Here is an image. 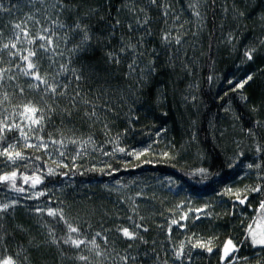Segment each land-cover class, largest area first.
Returning <instances> with one entry per match:
<instances>
[{
    "label": "trees",
    "instance_id": "16d2710c",
    "mask_svg": "<svg viewBox=\"0 0 264 264\" xmlns=\"http://www.w3.org/2000/svg\"><path fill=\"white\" fill-rule=\"evenodd\" d=\"M0 4V259L264 264V0Z\"/></svg>",
    "mask_w": 264,
    "mask_h": 264
},
{
    "label": "snow or ice",
    "instance_id": "6c2138e0",
    "mask_svg": "<svg viewBox=\"0 0 264 264\" xmlns=\"http://www.w3.org/2000/svg\"><path fill=\"white\" fill-rule=\"evenodd\" d=\"M152 2L155 3V0H152ZM2 9H3V4H0V10H2ZM197 15H199V13H197ZM16 27H17V28H20V25L17 24ZM77 27L79 28L80 26L77 25ZM21 30L23 31V29H21ZM81 31H83V37H82V39H81V46H82V45L86 44V43L89 41L90 36H89L88 32H87L85 29H81ZM39 38H40L41 40L48 39V38L45 37V36H40ZM30 42H31V41H30ZM50 43H51V40H49V44H50ZM4 47L7 48L8 45L5 44ZM12 47H15V44H13ZM40 47L43 48L44 45L41 44ZM34 55H35V52H29V55H28V56H24V57H22L23 60L28 61L27 69L25 70V74H26V75L30 74L28 70H30V69H34V68H35V64H33V63L29 60V56H34ZM109 55H111V54H109ZM246 55H247L248 59H251V58H252L250 52L246 53ZM35 79H37V80H40V79H41V77L39 76V74H35ZM77 79H79V77H77ZM248 79H251V77L249 76ZM246 82H247V81H245V83H246ZM239 86H240V87H243V84H241V85H239ZM51 90H52L53 92H55L56 89L53 87ZM37 111H39V110L36 109L35 107L28 106V105L25 106V112H30V113H32V114H35ZM29 119L32 120V123H33V124H37V125H38V124L40 123V119H42V117H41L40 119H34V118H32V117L30 116ZM15 127H16L17 129H19L20 126H19V125H15ZM6 129L9 130V131L11 130V128H9L7 124H4L3 122H0V139H3V133L5 132ZM21 135H23V136L25 137V139H27V134H26V133L21 132ZM119 151L123 152L124 149L121 148V149H119ZM145 151H147V149H145ZM129 154L131 155V154H133V153H129ZM142 154H143V152H141V153H135V155H137V157H138L139 155H142ZM0 155L7 156V158H8L9 160L13 161V162L15 161V159H24V156L22 155V153H20V152H10V151H8L7 149H6L4 152H0ZM165 155H167V154H165ZM259 166H260V165H256V167H259ZM248 167H249V168H252L253 165L249 164ZM201 171H203V170H201ZM16 175H17V173H16L15 171H13L11 174H6V175H4V176H0V181H14L15 178H16ZM29 179H31V178H29V177H24L25 182H28ZM36 182H39V181H38V178L34 181L33 186H35V183H36ZM13 187H15L14 184H13ZM15 190H16L17 192H21V191H23L22 188H15ZM229 191H230V190H229ZM251 191H254V192H260L261 189H260L259 187H256V188L251 189ZM236 198L239 200V202H240L241 204L245 203V201H246V199H247L246 196L242 199V198L240 197V195H237ZM8 207H9L8 204L0 205V212H2V211H6V210L8 209ZM259 208H260L261 212L264 213V200L261 201V203H260V205H259ZM48 214L51 215V216H56V215H57V213H56L55 211H52V210H50ZM261 219H264V216H262ZM173 223H177V221H173ZM68 230H69V232H77V231H78V229L72 227L71 224L68 225ZM247 231H248V236L245 237V238H246V239H249V238H250V240H251V244H252V245H259V246L264 247V230H262V231H260V232H257V231H255V230L252 228L251 225H249ZM122 233H123V235H124L125 237H127V238H129V239H134V238H135V234H134L133 232H130L127 228L122 229ZM97 235H99V234H97ZM64 242H65V243H69V242H70V243H72L75 247H80V245L84 243L83 240H73V239H71V237H69V239H68V240H65ZM91 243H92L93 245H95V240H93ZM193 246H194V247H205V248L207 249V251H209V252L212 251V248H211V247H208L206 244H204V243H202V242H197V244H195V245H193ZM182 247H183V246H181V248H182ZM236 250H237L236 245L232 244V241H231V240L227 241V243H226V245H225V247H224L225 257H227V256L229 255L230 251L234 252V251H236ZM98 255H99V253H98ZM177 255H178V257H179L180 255H182V251H181V253H178ZM79 258H80L81 260H86V259H87V257H85V256H81V257H79ZM0 264H16V261L13 259V257L8 256V257H5V258L0 259Z\"/></svg>",
    "mask_w": 264,
    "mask_h": 264
},
{
    "label": "water",
    "instance_id": "95a60500",
    "mask_svg": "<svg viewBox=\"0 0 264 264\" xmlns=\"http://www.w3.org/2000/svg\"><path fill=\"white\" fill-rule=\"evenodd\" d=\"M234 252H235V251H234ZM234 252L230 251L229 255H228L226 258L231 257V256L234 254ZM224 256H225V253H224Z\"/></svg>",
    "mask_w": 264,
    "mask_h": 264
},
{
    "label": "rangeland",
    "instance_id": "374dc122",
    "mask_svg": "<svg viewBox=\"0 0 264 264\" xmlns=\"http://www.w3.org/2000/svg\"><path fill=\"white\" fill-rule=\"evenodd\" d=\"M254 229H255V231H257V232L262 231L261 228H260V227H257V226H256Z\"/></svg>",
    "mask_w": 264,
    "mask_h": 264
}]
</instances>
